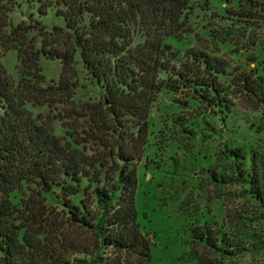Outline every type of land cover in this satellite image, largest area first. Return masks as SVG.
<instances>
[{"label":"trees","instance_id":"trees-1","mask_svg":"<svg viewBox=\"0 0 264 264\" xmlns=\"http://www.w3.org/2000/svg\"><path fill=\"white\" fill-rule=\"evenodd\" d=\"M22 1L28 13L13 23L18 2L0 0V264H151L138 188L147 176L166 198L195 141L215 144L201 160L190 152L196 188L226 208L220 222L185 216L184 264L262 250L264 69L238 65V28L254 30L264 2ZM50 10L59 23L36 18ZM209 10L220 25L186 47ZM11 50L16 83L1 62ZM42 59L59 61L57 82L46 84ZM51 105L74 120L63 137L33 111ZM67 227L80 241L64 242Z\"/></svg>","mask_w":264,"mask_h":264},{"label":"rangeland","instance_id":"rangeland-1","mask_svg":"<svg viewBox=\"0 0 264 264\" xmlns=\"http://www.w3.org/2000/svg\"><path fill=\"white\" fill-rule=\"evenodd\" d=\"M19 6L16 7L14 16L12 15L13 23L18 22V18L21 17V13H28V5L22 0H16ZM264 2V0H257ZM198 16H203L206 18L203 24L200 20L193 19L192 22L196 23L192 27L193 33L190 35L191 39L185 44L186 47L197 48V44L201 43L199 31L200 27H205L210 30L216 29L220 25L219 21L212 17V11L209 10ZM42 23L48 25L51 21L60 22V19L55 17L54 13L50 10L47 15L36 16ZM254 30L251 29H239L238 28V65L245 64L250 68H258L259 70L264 69V18H256L253 20ZM193 34H196L197 38L193 39ZM233 51V49H230ZM233 56L231 53H228ZM1 62L3 68L5 69L7 75L10 79L16 83L18 80V59L17 52L11 50L4 53L1 57ZM42 74L45 78L46 84L50 82H57L59 79V73L61 66L59 61H50L42 59L40 62ZM45 84V85H46ZM85 85V84H84ZM86 86V85H85ZM90 99L99 100L98 94L95 91H85L83 94ZM70 109V107H62L64 109ZM54 106L47 107H36L33 111L36 114L41 115L46 122L52 125L55 134L60 137L65 136V129L72 127L74 125V120H60L65 115L62 113L56 114L54 111ZM239 117H243L245 120L257 118V115L251 113L245 114L244 112H238ZM53 117H57L54 119ZM231 122H228V128H230ZM224 128V127H223ZM195 147L190 150V152H197L196 158L201 160L203 156H209V148L213 150L215 144H199V141H195ZM216 143V140H215ZM90 148L95 149L94 144H90ZM186 152L182 155L185 159L180 158L181 164L186 167V175H181L178 177V182L173 183V186L168 190L169 194L166 198L160 192V188L156 187V182L148 183L146 179L142 180L141 187L138 188L135 206L139 215V222L141 226L142 233L149 234L150 242V258L151 264H184L187 261V256L184 254L187 251V247L184 244L185 229L187 224H185V216L190 215L188 222H192L193 219H212L220 222L225 213V206H223L222 199H216L214 191L211 188H207L206 192H202L196 188V180L193 178H199L200 163L195 162L193 159V154ZM192 156L193 159L190 157ZM207 158L206 160H208ZM205 162L203 163V165ZM142 172V169H140ZM182 180H185V189H182ZM192 193V194H191ZM191 194L187 202L188 195ZM185 202H187L185 204ZM64 242L65 243H76L80 241L77 231L74 228L67 227L63 231ZM200 256L205 255L203 251L198 248L196 250ZM210 261L213 257L207 255ZM220 264H264V248L259 251L250 250L242 253L240 256H234L228 259H219Z\"/></svg>","mask_w":264,"mask_h":264}]
</instances>
